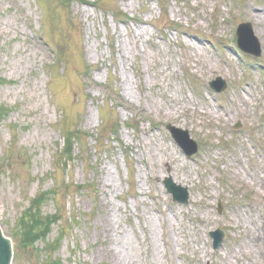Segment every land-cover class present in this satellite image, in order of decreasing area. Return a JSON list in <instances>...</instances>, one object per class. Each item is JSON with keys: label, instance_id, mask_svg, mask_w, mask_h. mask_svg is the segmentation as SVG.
I'll return each mask as SVG.
<instances>
[{"label": "rangeland", "instance_id": "374dc122", "mask_svg": "<svg viewBox=\"0 0 264 264\" xmlns=\"http://www.w3.org/2000/svg\"><path fill=\"white\" fill-rule=\"evenodd\" d=\"M99 1L0 0L11 264H264V0H169L166 17L152 0ZM244 21L259 57L230 44ZM167 124L196 142L191 158ZM165 177L188 187V204L171 202ZM48 189L30 212L44 240L29 244L17 219Z\"/></svg>", "mask_w": 264, "mask_h": 264}, {"label": "water", "instance_id": "95a60500", "mask_svg": "<svg viewBox=\"0 0 264 264\" xmlns=\"http://www.w3.org/2000/svg\"><path fill=\"white\" fill-rule=\"evenodd\" d=\"M237 35L239 38L238 42H239V45L241 47H247L248 45H251L250 43H248L246 41V39H244L247 37L248 38L252 37L251 33H250V29H249V24L240 25V27L237 31ZM250 42H252L254 48H258V45L255 42V39H251ZM251 47H252V45H251ZM215 84H214V87L218 91L223 88V85L216 87ZM168 129H170L172 136L174 137L175 141L182 147L181 149H183L187 155H191L193 152H195L196 145L192 140H190L186 131H181L179 129H173L170 126H168ZM165 183L169 189L168 191H172V193H173V198H172L173 200H176V201H179L182 203L187 202L188 193H187V191H185L186 188L181 189L179 187H175L174 185L171 184L170 179H166ZM216 239L220 240V236L215 237V240ZM10 259H11L10 241L5 239L3 237L1 231H0V264H9Z\"/></svg>", "mask_w": 264, "mask_h": 264}, {"label": "trees", "instance_id": "16d2710c", "mask_svg": "<svg viewBox=\"0 0 264 264\" xmlns=\"http://www.w3.org/2000/svg\"><path fill=\"white\" fill-rule=\"evenodd\" d=\"M72 139H74V138H72ZM36 237H34V239H35Z\"/></svg>", "mask_w": 264, "mask_h": 264}]
</instances>
